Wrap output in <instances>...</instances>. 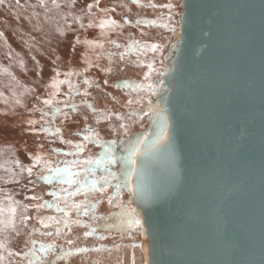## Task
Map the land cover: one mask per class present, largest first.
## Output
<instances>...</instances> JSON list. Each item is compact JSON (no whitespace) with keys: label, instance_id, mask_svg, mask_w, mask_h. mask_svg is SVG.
<instances>
[{"label":"water","instance_id":"95a60500","mask_svg":"<svg viewBox=\"0 0 264 264\" xmlns=\"http://www.w3.org/2000/svg\"><path fill=\"white\" fill-rule=\"evenodd\" d=\"M177 8L162 56L167 74L152 96L168 116L172 143L144 169L153 199L140 210L143 264H259L264 0H180ZM151 119L130 136L154 130Z\"/></svg>","mask_w":264,"mask_h":264},{"label":"rangeland","instance_id":"374dc122","mask_svg":"<svg viewBox=\"0 0 264 264\" xmlns=\"http://www.w3.org/2000/svg\"><path fill=\"white\" fill-rule=\"evenodd\" d=\"M173 2L174 0H163L162 3L157 0H141V4L144 6L140 7L134 4L132 0H19V5H17V0H5V4L0 5V34H2L0 35V201L6 203L8 197H11L15 201L28 204L30 210H35L31 205L36 201L26 199V197L41 196L43 200L52 199L47 195V192L51 191V186L36 181L35 173L40 172L39 167L33 168L34 175L30 178L26 171L22 175L20 174V167L17 166V162L21 166L30 167L33 164L32 157L37 153L50 160L53 165L57 160L65 159L63 156L53 154L52 149L59 148L67 151V146L61 144L59 139L39 133L40 124L35 126V130L27 125V121L30 119L40 120V113L33 111V109L44 107L40 101L47 98L50 91L47 85L51 82L55 71L62 74L69 71L82 73V75L71 78L73 83L79 85L81 91L86 87L82 83L85 77L93 81L92 86L88 88L89 95L87 97L77 95L74 102L80 104L82 100L86 99L88 103L97 109V114L101 112L113 114L111 120H104L98 124L92 112L81 106L78 113L72 114L68 120H64L62 117L54 118L51 125L61 129L64 139L80 142L81 137L78 134L83 131L86 125L95 129L105 141L124 136L123 130L119 129L121 121L116 119L115 114L124 116V123L131 119L139 122L140 128L137 127L136 130L132 129L130 131L129 126V135L133 131H141L143 127L146 128L147 124L144 123L146 116H143L142 119L140 116L129 118L130 109L128 105L124 107L119 105V108L114 110L111 102H117L118 97L116 95L118 94L116 93H130L122 88H116V84L123 81L144 82V75L149 70L146 67L137 66L135 56L126 57L123 61L120 60L119 54L123 52V47L116 48L110 41H115L122 46H126L133 39L142 43L161 45L162 53L153 54L148 52L140 58L143 64L153 63L154 71L151 73L150 82L157 86L160 85L165 68L162 56L172 42L173 32L148 25L137 27L136 21L138 19H154L152 16L154 15V12H152L154 9L148 7L149 4L157 5L156 10L160 9L157 11L156 17L159 18L163 15L166 20L170 13L162 6L168 3L174 4ZM89 5L92 6L90 10ZM177 6V4L176 6L174 4L171 13L172 20L170 24L173 27L177 25L175 21L178 13ZM102 19L115 20L122 27L108 31L107 35H101L98 24ZM125 21L129 23H125ZM89 23L94 26L88 27ZM77 40L80 42L77 43ZM86 40L97 41L102 43L104 47L103 49L96 48L93 50L84 43ZM30 46L31 50L28 49ZM109 52L113 53L111 63L107 58ZM86 57L91 62V67L86 63ZM109 68L111 69L110 72L104 71ZM132 69H141V77L131 76ZM92 72H97V74ZM60 78L63 79L64 76L61 75ZM26 89L31 91H26ZM67 91V85L62 86L61 92L66 93ZM146 95H144L141 104L133 103L131 108L136 110L146 109ZM37 97L40 98L39 101ZM150 97L153 100L152 96ZM57 99L62 100L64 96L61 95ZM20 113L25 115L23 116ZM113 128H116L117 131L114 132ZM2 130L6 131L2 132ZM88 146L89 148L87 147L83 154L85 158L89 156V154L87 155L88 149L93 148V151H95L94 153L90 150L94 153L93 157L101 151L99 147L92 144ZM13 174H15V179H13ZM29 179L34 183H29ZM108 192L104 194L107 197L111 194L112 189ZM98 197H100L99 194H96L91 199L101 200L98 206L99 209L96 210V215L101 216L104 214L103 209L105 207H103V203L105 197L101 196L100 199ZM123 198L122 196V201H124ZM76 199L81 200L83 197H77ZM107 207L111 212L113 210V212L118 211L109 204ZM53 214L51 211H41L37 213V216ZM36 217L35 220L37 221ZM71 218L77 217L73 214ZM82 218L86 223L91 222L87 217ZM95 224H97L96 221L92 224L93 228L96 227ZM74 228L76 226H73ZM84 229L85 232L88 231L87 228ZM97 230L99 235L105 237L104 239H96L100 243L107 239L115 240V237H107L106 232H101V229L97 228Z\"/></svg>","mask_w":264,"mask_h":264},{"label":"snow or ice","instance_id":"6c2138e0","mask_svg":"<svg viewBox=\"0 0 264 264\" xmlns=\"http://www.w3.org/2000/svg\"><path fill=\"white\" fill-rule=\"evenodd\" d=\"M132 2L137 6H144L141 4V0H132ZM4 4L5 0H0V5ZM17 5H19V0H17ZM88 7L90 10L92 6L89 5ZM148 7L155 9L157 5L149 4ZM162 8H166L170 13L166 20L163 15L156 20L138 19L136 26L148 25L175 33L176 28L170 24L174 5L168 3L163 5ZM125 23L129 22L125 21ZM93 26L92 23L88 25V27ZM98 27L101 30V35H107L108 31L120 28L122 25L112 19H102L99 21ZM76 42L79 43L80 41L77 40ZM84 43L93 50L96 48L103 49L104 47L102 43L97 41L86 40ZM110 43L116 48L123 47V52L119 54L120 60L123 61L126 57L135 56L136 65L146 67L149 70L144 75V82L123 81L116 84L115 87L136 94L137 99L128 100L130 109L129 118L140 116L142 119L143 116H151V124L154 130L130 136L128 132L129 125L123 122L125 117L115 114L116 119L121 121L119 129L123 130L124 136L127 137L126 139L120 138L105 141L95 129L87 125L78 134L81 137L80 142L64 139L61 129L51 125V121L54 118L62 117L64 120H68L72 114L78 113L81 106L86 107L92 112L98 124L104 120H111L113 114L107 112L97 114V109L88 103L86 99L82 100L80 104L74 102L77 95L84 97L89 95L88 88L92 86L93 81L85 77L82 83L86 87L81 91L79 85L73 83L71 78L82 75V73L69 71L62 74L59 71H55L51 82L47 85L50 90L48 96L40 101L44 107H35L33 109V111L40 113V120L30 119L27 123L34 130L35 126L40 124L39 133L47 137L59 139L61 144L67 146V151L59 148L52 149L53 154L63 156L65 159L57 160L55 165H53L50 160L37 153L32 157L33 164L30 167L21 166L17 162V166L20 167V174L22 175L26 171L30 178L34 175L33 168L39 167L40 172L35 173L36 181L51 186V191L47 192V195L52 198L51 200H43L41 196L26 197V199L36 201L31 207L37 213L41 211H51L54 213L53 215H38L36 217L41 227L39 229L33 228L32 233H39L42 237H60L66 231L71 232L73 226H79L88 229L84 233L85 238L90 236H97L99 239L105 238L98 234L97 228H93L91 223H86L81 217H87L92 222L115 219L120 221L119 230L121 232H124L126 228L128 233L135 230L141 234H146L144 232L145 221L141 216L140 210L143 205L150 203L153 199V194L146 187L144 169L149 159L157 151H171V125L168 116L162 113V110L159 109V106L153 100H147L146 109H132L131 105L133 103L141 104L145 94L149 97L158 95L159 89L163 87L162 82L158 86L150 82L151 73L154 71L153 63L143 64L140 59L148 52L153 54L162 53V47L157 43H142L135 39L130 40L126 46H122L115 41H110ZM112 56L113 53H107L110 63ZM85 60L88 66L91 67L92 64L87 60V57ZM104 71L110 72L111 69H105ZM164 74L166 75L167 73L165 72ZM61 75L64 76L63 79L60 78ZM64 85H67L68 91L66 93L61 92V88ZM26 91L31 90L26 89ZM61 95L64 96V99H57ZM37 99L39 100L40 98L37 97ZM112 130L114 132L117 131L116 128ZM89 144L99 147L101 151L95 157L89 155L85 158L83 154ZM13 179H15V174H13ZM29 183L34 182L29 179ZM109 189H112V192L107 197V203L118 211L111 217L97 216L96 210L101 200H93L91 197H94L96 194L103 196ZM125 191L130 197L126 202L121 200V195ZM77 197H83V199L77 200ZM19 208H23V212L20 213L19 217L21 224L27 225L30 219L26 215L29 205H21L19 201H15L11 197H8L7 204L0 201V231L16 230L17 211ZM73 214H75L77 219H71ZM42 229H46L47 231ZM104 231H110V229L105 227ZM66 243L72 245L74 242L67 240ZM30 244L31 247L23 254L26 264H59L60 261H67L73 255L89 251L99 252L108 250L103 247L65 249L63 246H60L59 251H57L58 246L54 242L41 243L31 240ZM2 247L3 244L0 243V248ZM145 252H147V249H145ZM9 255H12V253H9ZM50 256L52 257L51 259L49 258ZM0 259L3 258L0 257ZM259 264H264V258L260 260Z\"/></svg>","mask_w":264,"mask_h":264},{"label":"bare ground","instance_id":"6f19581e","mask_svg":"<svg viewBox=\"0 0 264 264\" xmlns=\"http://www.w3.org/2000/svg\"><path fill=\"white\" fill-rule=\"evenodd\" d=\"M157 1H160V3H162L163 0H157ZM173 3L176 6V4L178 5L180 3V0H174ZM154 10L153 11L151 10V11L154 12V15H152L154 17L153 20H156V18H157L156 16H157V11L158 10H156V8ZM151 31L153 32V30H151ZM28 49L31 50V46ZM33 52H34V50H33ZM92 73L93 74H97V72L96 73L95 72H92ZM141 74H142V70L141 69H138V70L132 69L131 76H140L141 77ZM13 89H15V88H13ZM116 94H118V95H116L118 97L117 102L116 103L111 102V106L114 108V110L118 109L119 108V105L122 106V107L128 105V100L129 99H132V100L137 99L135 93H127V92L126 93H123L122 92V93H116ZM13 96H15V95H13ZM146 97H147V99H150L151 98L148 95H146ZM147 99H145V100L147 101ZM143 103H145V102L143 101ZM111 106H110V108H112ZM21 115H23V114H21ZM131 120H128L127 121V124L130 126V131L132 129L133 130H136L137 127L140 128L139 122L133 121V119H131ZM18 121H21V120H18ZM19 123H21V122H19ZM82 124H84V123H82ZM10 126L13 127L11 124H10ZM144 129L145 128L143 127V130ZM10 130H8V131L10 132ZM20 130H21V128H20ZM24 130H25V128H24ZM4 131H6V130H4ZM4 131L2 130V132H4ZM16 131L18 132L19 130H16ZM17 136H16V138H18ZM27 139H28V137H27ZM88 148H89V146H88ZM90 150L93 151V148L87 150V155L89 154V155L93 156V154L95 153V151H93L94 153H92ZM16 154H17V152H16ZM0 168H1V166H0ZM110 190L111 189H109V191ZM46 192H47V190H46ZM43 193H44V191H43ZM43 193H42V195H43ZM108 194H109V192H108ZM31 195H32V193H31ZM44 196H47V195H44ZM99 196H100V197H98L99 199L102 198L100 194H99ZM122 196L125 197L126 196V192H124L122 194ZM122 196H121V198H122ZM126 197H128V196H126ZM103 198H104L103 207H105V208L103 209L104 210L103 211L104 214L101 215V216L111 217V216H113V214L116 211L113 212L114 211L113 210L111 212L110 209L107 207V205H108V203H107V196L103 195ZM95 200H97V199H95ZM123 200H124V198H123ZM102 201H103V199H102ZM5 204H7V202ZM20 204L21 205H28V204L23 203V202H21ZM101 207H102V205L100 206V208ZM21 212H23V208H19L18 211H17L16 230L15 231L10 230V229L9 230H5V231H0V243L3 244V247L0 248V257L3 258V259H0V264H26V259H24L22 257L24 256L23 255L24 252L28 251V249L31 247V244H30V241L31 240H36V241L41 242V243H51V242H54V243H56L58 245L57 251H59V247L60 246H63L65 249H68V248L75 249V248H81V247H86V248H89V249L103 247L105 249H108L106 251H99V252H97V251H89L87 253H81L79 255H73L67 261H60L59 264H143V254H142L141 249H140V239H139L138 232H136L135 230H133L131 233H128L126 228H125L124 232H121L119 230L120 229V221H118V220L111 219V220H106V221H100V220H97L96 221L97 224H95V225H99V226L98 227H95L94 226L95 228L101 229V232H103V233L106 232L107 237H115V240L114 241L107 239L106 241L100 243L99 241L96 240V239H99L97 236H93L95 239L92 236L85 238L84 237L85 229H84V227L82 228V227H79V226H76V228H74V229L72 228L71 232H67L66 231L65 234H63L60 237H56V238L55 237H48V238L47 237H42V236L39 235V233H32V229L33 228L39 229L41 227L39 225V223L35 220V217L37 216L36 210H30L29 209L28 212L26 213V215H28L30 217V219L27 222V225L21 224V221H20V218H19ZM97 216H100V215L97 214ZM71 219L75 220L77 218H71ZM81 219H84V218L81 217ZM90 223L93 224L92 221ZM105 227L109 228L110 231H104ZM42 230L47 231L46 229H42ZM67 240H72L74 243L72 245H69V244L66 243ZM9 253H12V255H9ZM49 258L51 259L52 257L50 256Z\"/></svg>","mask_w":264,"mask_h":264},{"label":"crops","instance_id":"0c3cea01","mask_svg":"<svg viewBox=\"0 0 264 264\" xmlns=\"http://www.w3.org/2000/svg\"><path fill=\"white\" fill-rule=\"evenodd\" d=\"M96 227H98L99 225H95Z\"/></svg>","mask_w":264,"mask_h":264}]
</instances>
